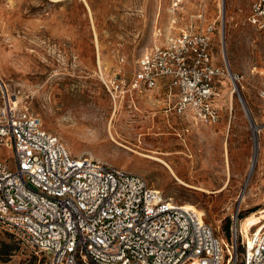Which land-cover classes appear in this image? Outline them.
<instances>
[{
    "label": "rangeland",
    "instance_id": "obj_1",
    "mask_svg": "<svg viewBox=\"0 0 264 264\" xmlns=\"http://www.w3.org/2000/svg\"><path fill=\"white\" fill-rule=\"evenodd\" d=\"M208 1L206 20L214 21L218 12ZM251 2L224 0V24L216 22L214 62L237 81L225 72L217 84L215 126L166 114L163 91L126 95L113 106L103 85L116 75L129 79L155 28L167 30L171 19L185 25L194 14L192 0L175 16L171 0H0V107L4 99L13 101L71 155L139 174L175 202L194 206L229 242L236 206L244 234L264 223V32L246 22ZM232 84L237 93L231 94ZM238 94L260 127L251 173L252 129ZM145 155L162 159L179 180ZM0 264L34 260L0 230Z\"/></svg>",
    "mask_w": 264,
    "mask_h": 264
},
{
    "label": "built area",
    "instance_id": "obj_2",
    "mask_svg": "<svg viewBox=\"0 0 264 264\" xmlns=\"http://www.w3.org/2000/svg\"><path fill=\"white\" fill-rule=\"evenodd\" d=\"M192 1L185 25L171 19L167 30L155 28L131 78L103 81L113 106L164 83L166 114L196 125L219 123L217 84L228 71L215 64L212 45L225 3L214 0L218 15L207 21L210 2ZM183 3L171 0L170 12L175 16ZM246 22L264 32V0H252ZM0 150L10 156L0 157V230L34 264H264V223L244 235L240 205L225 242L194 206L175 202L139 174L71 155L37 116L9 99L0 107Z\"/></svg>",
    "mask_w": 264,
    "mask_h": 264
},
{
    "label": "bare ground",
    "instance_id": "obj_3",
    "mask_svg": "<svg viewBox=\"0 0 264 264\" xmlns=\"http://www.w3.org/2000/svg\"><path fill=\"white\" fill-rule=\"evenodd\" d=\"M99 65V64H98ZM228 71V70H227ZM227 77L229 78V80L232 78V75L230 74V72L228 71V74H227ZM234 92H236V90H234V87H232V90H231V94H233ZM14 100V99H13ZM15 101V100H14ZM260 130V127H257L253 124V157L251 159V168H250V173L253 171V167L255 165V162H256V153H257V149L259 147V144H258V141H257V133L259 132ZM82 155H86V154H79V156H82ZM145 158H148V159H151L153 161H156L158 163H160L161 165H163V167H165L172 175L173 177L178 181L179 179L174 175V172L173 170L171 169V167L166 163L164 162L162 159L160 158H156V157H153V156H147L145 155L144 156ZM92 158V157H91ZM99 161V160H98ZM179 183L183 184L181 181H179ZM184 185V184H183ZM244 197V195L241 196V199ZM241 221V220H240ZM240 228H241V231H242V226L240 224ZM244 234V232H242ZM245 235V234H244Z\"/></svg>",
    "mask_w": 264,
    "mask_h": 264
},
{
    "label": "water",
    "instance_id": "obj_4",
    "mask_svg": "<svg viewBox=\"0 0 264 264\" xmlns=\"http://www.w3.org/2000/svg\"><path fill=\"white\" fill-rule=\"evenodd\" d=\"M236 90H237V89H236ZM238 98H239L240 104H241V106H242V109H243V111H244V114H245V116H246V118H247V120H248V122H249V124H250V127H251V129H252V137H253V121H252V119H251V117H250L249 111H248V109H247V107H246L244 101L242 100V98H241V96H240L239 94H238Z\"/></svg>",
    "mask_w": 264,
    "mask_h": 264
},
{
    "label": "crops",
    "instance_id": "obj_5",
    "mask_svg": "<svg viewBox=\"0 0 264 264\" xmlns=\"http://www.w3.org/2000/svg\"><path fill=\"white\" fill-rule=\"evenodd\" d=\"M133 75V74H132ZM131 78V77H130ZM149 92H152L154 94H157L159 95L160 91H163V96L165 94V91H166V84L164 83H159V85L153 89V90H148ZM142 93V92H141ZM164 101V100H163ZM164 104H165V101H164Z\"/></svg>",
    "mask_w": 264,
    "mask_h": 264
}]
</instances>
